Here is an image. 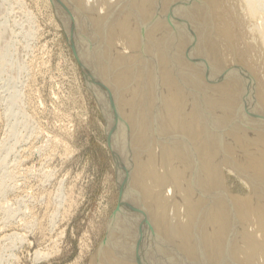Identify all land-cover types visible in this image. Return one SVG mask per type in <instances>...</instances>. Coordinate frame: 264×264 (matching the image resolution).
<instances>
[{"label": "bare ground", "instance_id": "bare-ground-1", "mask_svg": "<svg viewBox=\"0 0 264 264\" xmlns=\"http://www.w3.org/2000/svg\"><path fill=\"white\" fill-rule=\"evenodd\" d=\"M55 7L107 116L122 189L100 264H264V0Z\"/></svg>", "mask_w": 264, "mask_h": 264}, {"label": "rangeland", "instance_id": "rangeland-1", "mask_svg": "<svg viewBox=\"0 0 264 264\" xmlns=\"http://www.w3.org/2000/svg\"><path fill=\"white\" fill-rule=\"evenodd\" d=\"M58 18L55 0H0V174L14 171L0 198V264H100L122 223L108 119ZM225 172L230 195L246 200Z\"/></svg>", "mask_w": 264, "mask_h": 264}]
</instances>
